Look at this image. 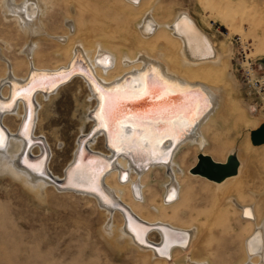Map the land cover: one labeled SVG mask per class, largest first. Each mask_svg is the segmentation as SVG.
I'll use <instances>...</instances> for the list:
<instances>
[{
	"label": "bare ground",
	"instance_id": "obj_1",
	"mask_svg": "<svg viewBox=\"0 0 264 264\" xmlns=\"http://www.w3.org/2000/svg\"><path fill=\"white\" fill-rule=\"evenodd\" d=\"M71 1L69 5L76 3ZM197 1L200 8L229 35L240 36L241 40L251 36L255 54L264 55V34H253L257 14L254 15L256 12L243 0ZM118 2L126 13H133L137 18L128 31L129 36L136 40V44L133 43L134 47L137 45L135 49L125 44L120 47L121 42L113 40V45L96 40L93 49L87 48L79 34L80 24L84 22L79 7L76 9L79 10V25L67 14L62 19L65 32L58 35L47 31L44 23L51 9V0L0 1L4 19L14 22L18 31L27 38L20 48L27 65L23 76L16 74V66L2 53L0 46V62L4 65L0 87L5 89L1 93L0 88V136L4 140V147L0 150V177L18 182L43 203L47 200L49 188L58 193L91 199L106 216L102 234L112 247L120 251L132 246L153 264H209L204 257V242H195L198 241L196 225L180 227L170 221L171 217L167 220L166 214L170 210L171 216L175 217L177 209L182 206L187 191L183 179L200 182L212 192H218L219 202L225 198L230 208L239 211L238 218L246 222L244 225L252 228L242 242L240 264H264V209L262 214L258 210L264 206V193L251 191V203L243 204L240 196L236 197L229 191L236 184L234 180L243 175L242 169L246 164L243 162L241 166L243 150L238 147L236 153L233 146L229 147L222 158L210 155L207 150L208 133L218 126V115L224 110V104L231 100L227 85L238 87L231 67V46L221 42L219 48L216 47L187 13L176 12L169 18H159L157 11L162 7L158 0ZM72 9L69 14L75 15ZM244 24L248 26V33L244 32ZM112 34L108 32L106 35L110 37ZM41 41L54 43L57 48L54 55L62 57L53 67L35 64ZM154 45H160L159 49L163 47L165 53L160 52L158 56L150 54L148 49ZM4 46L6 50L10 49L8 43ZM243 65L248 66V73L254 77L249 63L244 62ZM75 73L80 74L77 76L87 88L89 100L94 101L85 117L86 122L92 123L89 131L94 129L77 140L72 160L64 171V175L67 174L65 183L88 189L93 194L57 189L54 182L58 179L57 183L61 185L64 175L57 177L47 167L50 148L42 136L36 137L34 133L40 100L49 98L64 85L56 87L59 83ZM55 87L52 93L32 95L35 88L47 91ZM8 100L10 102L7 103ZM241 105L256 122L260 114H255L249 105ZM233 107L235 109L236 106ZM32 114L35 117L33 128L29 123ZM8 117L18 120L14 131L3 122ZM254 127L259 128L257 123ZM98 137H102L106 153L93 148ZM252 144L249 138V148H264V144ZM185 149H192L200 153L198 155L209 156L223 164L229 155L234 154L239 163L237 174L215 182L192 174L190 170L187 173L184 163L179 160ZM85 153H88L87 158ZM26 163L41 164L46 174L33 173L25 167ZM159 171L164 175L161 200L156 203L158 205L149 204L148 209L154 212L155 217H145L138 208L143 207L147 200L148 177ZM116 216L121 219L120 225L113 221ZM151 233H156L160 241L150 240ZM175 253L184 256L182 263H170Z\"/></svg>",
	"mask_w": 264,
	"mask_h": 264
},
{
	"label": "rangeland",
	"instance_id": "obj_2",
	"mask_svg": "<svg viewBox=\"0 0 264 264\" xmlns=\"http://www.w3.org/2000/svg\"><path fill=\"white\" fill-rule=\"evenodd\" d=\"M158 1L162 7L157 11L159 18H169L170 14L176 12L187 13L216 47L219 48L221 42H225L232 48L231 67L238 87L231 88L227 85L231 100L224 104L225 108H222L224 110L218 115V126L208 133L207 150L216 158H222L225 149L232 146L237 150L236 153L238 147L243 150L241 166L243 162L246 163L242 169L243 178L238 176L239 179L234 180L236 184L234 183L229 191L235 196H240L239 200L243 204H250L251 191L264 193V148L247 146L250 133L258 129L252 128L254 123L259 127L264 124V55L255 54L251 36L241 40L240 36L229 35L224 27L200 8L197 0ZM243 1L248 8L256 12L254 15L257 14L253 34L262 36L264 0ZM71 2L76 3L69 5V0L68 2L51 0V9L44 20L47 31L63 34L65 32L63 16L68 14L67 16L76 20L78 24L80 20H77V13L80 10L84 22L78 26L82 28L79 34L81 42L88 45L87 48L93 49L97 44L96 40L103 44L108 41L111 45L118 41L121 42L120 47L124 44L134 47L133 43L136 44V40L134 36H129L128 31H131L137 18L133 13L130 15L126 13L118 0ZM77 7L79 10H76ZM71 9L75 15L69 14ZM1 12L0 9L2 53L16 66V74L23 76L27 65L20 54V48L27 38L18 31L14 22L5 20ZM243 29L245 33L249 32L247 24L243 25ZM108 32L113 34L108 37L106 35ZM4 43H8L9 50H6ZM53 44L41 41L35 64L53 67L62 60V57L54 55L57 48ZM159 46L154 45L148 51L153 56H158L160 52L165 53V49L160 47L162 50L160 51ZM122 50L127 51L126 48ZM244 62L249 63L254 77L248 73V66L245 67ZM3 67V63L0 62V75ZM4 90L1 88V93L5 92ZM88 94L80 76H76L59 87L49 98L40 100L41 106L34 133L36 137L42 136L48 144L50 160L47 167L57 177L64 175L66 167L72 160L77 140L86 134L92 125L91 122L85 121L88 109L94 106V101L89 100ZM242 103L251 106L255 114H260L255 119L256 122L248 115V110L241 105ZM233 106H236L235 109ZM3 122L11 131H14L18 124L14 117H8ZM250 143L252 144L251 139ZM93 148L97 152L106 153L102 137L97 138ZM183 154L179 160H182L184 169L189 173L197 164L200 153L185 149ZM163 180L164 175L160 171L148 177L150 184L146 192L147 200L143 207L138 208L145 217H155L154 212L148 208L149 204L160 203ZM182 182L187 186L183 197L185 199L182 206L180 205L181 208L177 209L178 216L176 214L175 217L171 216L172 211H167V220L171 217V220L169 219L171 222L185 228L196 225L198 231L196 240L199 242H195L196 244L201 243V240L204 242L207 255L204 257L209 264H240L241 245L251 232V226L244 225L246 222L238 218L239 211L234 207L230 208L231 205L224 200L225 198L219 202L218 192H212L200 182L184 179ZM47 193V200L43 203L18 182L8 177H0V264H153L149 262L147 256L138 254L132 246L124 247L125 249L120 251L112 247L108 238L102 234L106 216L91 199L72 193H58L53 188H49ZM215 193L217 195L213 197ZM220 193L223 194L222 191ZM263 209L264 206L258 208L260 214ZM113 221L120 225L121 219L116 216ZM149 238L155 243L160 241L156 233H151ZM175 254L170 263H182L184 256L181 253Z\"/></svg>",
	"mask_w": 264,
	"mask_h": 264
},
{
	"label": "water",
	"instance_id": "obj_3",
	"mask_svg": "<svg viewBox=\"0 0 264 264\" xmlns=\"http://www.w3.org/2000/svg\"><path fill=\"white\" fill-rule=\"evenodd\" d=\"M77 75H80V74L79 73L73 74L69 79H67L63 83L62 82L59 83L56 87L70 82V80ZM56 87L53 88L52 90H47V91L42 89V88H38V89L35 88L32 95L37 93V92L38 93L39 92L46 93V94L52 93L56 89ZM9 100L11 101V97L9 98ZM9 100L7 101V103L10 102ZM11 109L13 110V107ZM11 109H8V110H11ZM34 120H35V117L32 114L30 122H29L31 125V128H33V126H34ZM93 129L94 128H92L89 131V133H91L93 131ZM250 139L254 145L264 144V124H262L255 131L251 132ZM85 157L86 158L88 157V153H85ZM113 161L114 160H111V163H113ZM238 166H239V163H238V160L236 159V156H234V154L229 155L224 164L213 161V159L209 156L199 155L197 164L193 168L190 169V172L192 174H195V175H200V176L206 177L207 179L215 181V182H221L227 177H230L232 175H236L237 171H238ZM66 181H67V174H65L64 178H63L64 184L63 183L61 185L58 184L57 183L58 179H57V181L54 182V185L57 187L58 190H61V191H70L73 193L93 194V192L89 191L88 189H85L82 187H75L71 184L65 183ZM115 208L124 212V210L122 208H119L117 206H115Z\"/></svg>",
	"mask_w": 264,
	"mask_h": 264
},
{
	"label": "snow or ice",
	"instance_id": "obj_4",
	"mask_svg": "<svg viewBox=\"0 0 264 264\" xmlns=\"http://www.w3.org/2000/svg\"><path fill=\"white\" fill-rule=\"evenodd\" d=\"M22 135H23V133H22ZM3 147H4V140H3V137L0 136V150H2ZM25 167L29 168L33 173L46 174L43 172V166L39 163H37L35 165L30 164V163H26Z\"/></svg>",
	"mask_w": 264,
	"mask_h": 264
}]
</instances>
